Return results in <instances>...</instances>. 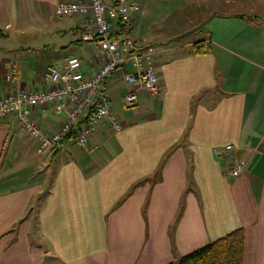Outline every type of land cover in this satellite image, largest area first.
<instances>
[{
	"label": "crops",
	"instance_id": "obj_1",
	"mask_svg": "<svg viewBox=\"0 0 264 264\" xmlns=\"http://www.w3.org/2000/svg\"><path fill=\"white\" fill-rule=\"evenodd\" d=\"M61 1L0 0V96L48 88V66L72 55L84 75L101 67L92 16H59ZM137 1L131 36L157 50L160 87L127 105L130 61L106 80L115 111L123 93L122 130L106 121L84 146L65 136L40 152L17 113L0 120V264H168L241 227L245 264H264V0ZM171 18L167 35L146 34ZM68 111L32 107L47 132Z\"/></svg>",
	"mask_w": 264,
	"mask_h": 264
},
{
	"label": "built area",
	"instance_id": "obj_2",
	"mask_svg": "<svg viewBox=\"0 0 264 264\" xmlns=\"http://www.w3.org/2000/svg\"><path fill=\"white\" fill-rule=\"evenodd\" d=\"M140 11L137 0H68L57 4L59 16L91 15L93 27H87L85 38L97 40L102 65L90 76L82 72V60L72 55L63 64H50L47 70L49 87L43 89H16L0 96V120L6 115L17 113L24 129L40 143L43 152L68 134H72L75 144L84 146L100 129L109 122L115 131L123 129V120L113 109L105 82L127 61L133 71L126 74L125 80L131 87L125 95L127 105L140 99L142 89L156 92L160 87V74L157 67V50L154 47L138 49L132 36L113 37L112 22L131 24ZM69 104L66 120L54 132L41 128L33 115L32 107L48 103ZM227 150L232 145L226 146ZM221 155V150H216ZM246 160L237 159L230 173L238 175L246 168Z\"/></svg>",
	"mask_w": 264,
	"mask_h": 264
},
{
	"label": "trees",
	"instance_id": "obj_3",
	"mask_svg": "<svg viewBox=\"0 0 264 264\" xmlns=\"http://www.w3.org/2000/svg\"><path fill=\"white\" fill-rule=\"evenodd\" d=\"M120 24L122 26L120 32L113 37L131 36L130 25ZM207 48L206 42L200 40L194 44L193 52L204 53ZM66 137L72 138V134ZM245 253L246 233L241 227L168 264H245Z\"/></svg>",
	"mask_w": 264,
	"mask_h": 264
},
{
	"label": "rangeland",
	"instance_id": "obj_4",
	"mask_svg": "<svg viewBox=\"0 0 264 264\" xmlns=\"http://www.w3.org/2000/svg\"><path fill=\"white\" fill-rule=\"evenodd\" d=\"M188 11L189 10H184L183 8L182 9H180L179 11H178V14H186V13H188ZM247 11H249V13L250 14H254L255 12H254V10H248L247 9ZM173 18H175L176 16H177V13H174L173 14ZM69 18L70 17H65V18H55V20L53 21V23H52V25L51 26H53V33L56 35V38H60L59 37V34L61 35L62 34V32H58V29H56V25L55 24H57V23H59V22H68V20H69ZM201 18H186V20H185V24H187L188 26H191L192 24H198L199 23V20H200ZM173 24V22H172V18L171 19H169L168 21H167V23L164 21H160V20H157L156 21V23L154 24V25H152V26H149L150 27V29H148L147 28V24H146V30H145V32H146V34L148 33V32H150L151 33V35H154V34H163V35H167V33L170 31V28L167 26V25H172ZM175 25V24H174ZM177 25V24H176ZM181 26H183L184 27V24H183V21H182V23L180 24ZM39 27H41L42 28V33H45V32H47V29H46V27L45 26H42V25H40ZM45 27V28H44ZM167 37H169V36H167ZM189 37H190V35H184V36H182L181 38H182V40H184V39H186V40H188L189 39ZM167 40H170L169 38L167 39ZM121 91V90H120ZM120 91H117L118 92V94H119V98L121 99V102H117L116 103V107H117V109H116V112L118 113V115L120 116V118L123 120V119H125V117L122 115V111L125 109L124 108V105H122L123 103H122V97H123V93L122 92H120ZM125 100V99H124ZM127 109V108H126Z\"/></svg>",
	"mask_w": 264,
	"mask_h": 264
}]
</instances>
